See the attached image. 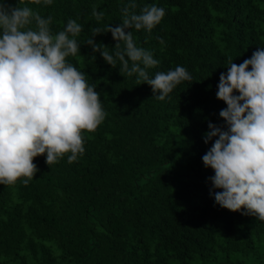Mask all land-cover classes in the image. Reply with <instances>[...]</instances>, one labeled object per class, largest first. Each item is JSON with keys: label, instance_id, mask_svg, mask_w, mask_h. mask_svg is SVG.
Returning a JSON list of instances; mask_svg holds the SVG:
<instances>
[{"label": "trees", "instance_id": "obj_1", "mask_svg": "<svg viewBox=\"0 0 264 264\" xmlns=\"http://www.w3.org/2000/svg\"><path fill=\"white\" fill-rule=\"evenodd\" d=\"M129 2L8 0L51 16L53 35L69 18L84 26L66 62L96 85L106 116L82 132L76 161L69 152L49 166L45 153L33 158L39 171L27 186L26 177L0 184V264H264V221L216 204L214 170L202 161L213 143L202 138L208 121L224 123L220 73L264 47V0H135L137 13L165 9L150 33L132 30L136 45L160 61L149 75L179 65L194 80L163 101L147 83L136 85L135 74H120L119 61L113 68L99 52L94 60L85 44L91 27L120 25ZM93 8L105 13L101 21ZM94 40L114 53L111 32Z\"/></svg>", "mask_w": 264, "mask_h": 264}, {"label": "clouds", "instance_id": "obj_2", "mask_svg": "<svg viewBox=\"0 0 264 264\" xmlns=\"http://www.w3.org/2000/svg\"><path fill=\"white\" fill-rule=\"evenodd\" d=\"M40 4L41 0H33ZM51 5L53 0H43ZM135 0L121 8L122 23L91 27L86 43L91 57L99 52L111 67L131 77L136 85L147 83L152 96L163 101L182 81L193 77L183 66L149 75L160 61L153 53L138 47L132 30L151 32L165 16L155 4L135 11ZM97 22L103 11L93 8ZM52 17H42L32 8L0 0V184L12 185L21 177L25 186L39 171L33 158L46 153L51 166L66 153L68 162L85 151L83 131L94 132L106 112L96 85H89L85 72L66 62L80 49L76 39L84 26L69 18L62 31L51 34ZM35 23V29L29 27ZM131 29V31H125ZM111 32L116 41L110 54L107 45L94 37ZM163 43V40L160 41ZM121 43L124 44L121 49ZM221 72L216 97L227 105L219 112L222 125L208 121L205 144L213 141L202 156L210 196L222 208L240 211L264 221V47L237 65L230 60ZM211 87V86H210ZM238 93V94H237ZM220 189L221 191H215Z\"/></svg>", "mask_w": 264, "mask_h": 264}]
</instances>
